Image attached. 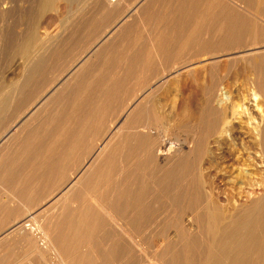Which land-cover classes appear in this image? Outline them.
Here are the masks:
<instances>
[{"label": "rangeland", "instance_id": "1", "mask_svg": "<svg viewBox=\"0 0 264 264\" xmlns=\"http://www.w3.org/2000/svg\"><path fill=\"white\" fill-rule=\"evenodd\" d=\"M125 1L135 9V14L133 11L130 16L122 14L118 8L117 11L105 12L107 0H77L70 5L59 0L54 9L43 11L40 9L41 0H0V95L1 91L5 94L4 90H11L8 101L0 97V151L11 149L9 151L17 154L14 159H4L3 167L0 165V169L8 170L4 175L0 174L1 233L23 219V209L12 210L7 199L8 185L13 183L11 178L24 179L31 185L32 204L38 200L35 195L44 194V199L50 193H58L56 187L62 188L64 181L60 178L64 174L66 179L69 175H65L64 167L66 169L67 162L72 159L70 146L77 143L81 148L76 157V162L80 163L88 146L95 144L91 141L94 133L97 132L101 138L115 120L123 123L126 117L122 114L123 107L141 89L140 95L144 97L148 83L155 85L151 90L156 92L149 105L143 104L139 111L149 112L150 118H154L152 114L165 116L161 136L143 143L156 148L163 141L185 142L193 147L198 142L212 140L209 131L219 108L221 82L227 79L226 76L239 73L253 77L260 71L264 80V15L260 0H251V3L250 0H236V3L232 0ZM114 25L117 30L111 34L109 31ZM99 40L105 42L95 52L93 50L97 49ZM27 42L31 43L32 50L25 60L19 49ZM247 47L257 49L254 55L243 57L246 55L244 50L250 49ZM210 57H214L213 64L206 61ZM202 63L209 65L207 73L198 69ZM82 67H85L83 74ZM75 68L80 72H75ZM65 69L74 72L63 79L69 71ZM163 70L172 72L167 78H170V84L162 83L164 79L159 84L155 82L160 80L158 76ZM75 77L86 79L85 88L91 90L90 94L81 96L85 98L83 102L79 97L83 92L78 99L71 96L73 93L67 97L57 96L60 86L72 81L76 84ZM56 83L59 87L50 100L54 102L56 99L54 106L57 107L49 112L44 107L49 99L45 92ZM34 103L38 105L33 111ZM81 103L88 110L85 112L87 117L78 124L79 112L73 107ZM34 114L39 121L37 126L31 128L29 124L32 121L29 120L22 121L21 126L15 128L14 125L25 115L30 117ZM88 117L89 124L82 130L83 121ZM58 129H65L59 134L69 137V142L56 144L53 141ZM22 133L26 135L20 139L21 145H13L11 141ZM138 134L140 136L133 143H125L132 144L127 149L128 155L132 152L135 155L122 161L124 167L121 165L124 171L129 168L132 180L126 184L128 173L125 175V172L114 179L122 190L126 185L131 187L128 214L139 209L140 203H135L134 199L140 194L147 204L145 211L149 209L147 215L150 219L146 224L139 220L128 224L113 219L105 224H74L70 233L77 238L71 242L74 250L69 264H80V260L81 264H214L215 245L207 227L225 221L219 223L209 219L207 215L211 208H208L206 199L213 197L218 200L227 222L235 214L242 213L247 204L262 196L264 188L252 187V183L240 176L228 184L222 183L215 176L217 164L207 159L196 160V154L184 160L182 154L172 153L163 162H157L154 151L152 155H145L141 141L147 137ZM77 136H81L79 141L74 138ZM192 139H196L195 142ZM59 163L63 166L62 175L56 173ZM249 173L252 178L259 175L254 167H250ZM211 187L219 189L220 194L211 196ZM121 209L125 210L123 202L116 206L114 212L120 215ZM192 215L196 220H192ZM180 217L181 224L178 221ZM84 252L91 254L93 261L87 259L88 256L83 263L79 254ZM256 260L253 259L252 264H257ZM43 263L42 255L29 249L22 241H0V264Z\"/></svg>", "mask_w": 264, "mask_h": 264}, {"label": "bare ground", "instance_id": "2", "mask_svg": "<svg viewBox=\"0 0 264 264\" xmlns=\"http://www.w3.org/2000/svg\"><path fill=\"white\" fill-rule=\"evenodd\" d=\"M58 1L59 0H41L40 9L42 11L47 9L52 10L55 8V5ZM64 1H66V3L70 5L77 0H64ZM107 1H108L107 4L108 7L105 6L104 8L105 12L106 11L109 12L115 9H116L115 11H117L118 8V11H121L122 14L128 13L130 16L131 15L130 13H133L134 12L133 10H135L131 7L129 3L125 4L126 2L125 0H119L117 2H113L111 0H107ZM232 1H235L236 3V0H232ZM258 2L259 1H257V3ZM260 2H262L263 4V9L261 11L263 12L264 15V0L262 1L260 0ZM249 11L251 12V10ZM253 13L257 14L259 13V11L257 13L255 12ZM133 14H135V12ZM259 14L261 15L262 13ZM116 25H114V28L112 30L110 29L109 32H111V34H113L117 30V27H115ZM119 27L120 26L118 25V29ZM105 40L104 41L99 40V42H96L99 44L93 45V47L97 45L96 47L97 49L96 50L94 49L93 51L95 52L99 51ZM251 48L248 50L245 49L243 53L246 55L244 56L242 55V56L246 57V56L254 55L255 50L257 48H254L252 50ZM30 50H32L30 42L21 45L19 51L20 54L22 55L21 56L22 59L27 60L28 57H30V52H31ZM239 51L241 52V50ZM206 61H210L209 63L213 64L214 57H210ZM78 65L81 66V64ZM200 65L202 66L198 69L203 71L204 73H207L208 70L207 67L209 65L208 66L203 65V63ZM77 68H75V72L79 73L80 71L76 70ZM84 68L82 67L81 74L84 73L83 71ZM194 68L196 69L197 67ZM65 70L68 71L69 69H65ZM72 71L69 70L68 72H66V74L63 76V79L70 77L71 74L74 72ZM78 73L76 75H78ZM171 74L172 72L163 70V72L158 76L160 80L158 81L157 79L155 82L159 84L161 83L160 81L164 79L165 81H163L162 83L170 84V78L169 80L167 78ZM250 74H252L251 71ZM255 74L256 75H254L253 77H250V76L240 75L239 73H234L232 75L226 76L227 79L225 81L222 80L223 81V83L221 82L222 88L220 87L221 84L219 86V88H221L220 89L221 91L220 92L218 91L220 94L217 93L216 95L217 97L219 94L218 96V101L220 102L218 104L219 108L217 110L216 117L212 121V128L209 131L211 133L209 135L211 136L212 140L209 142L207 141L206 142L201 141L202 143L198 142V144H196V146L194 145L193 147L191 145L185 144L184 141H183L184 143H179V144L178 143L176 144L173 141H169V142L163 141L159 143V145H157L156 148L150 146L149 145L150 143L147 145L148 147L146 146V144H143L145 140L148 141L149 139L150 141V138L161 136L162 131H164L162 130V128L164 124L163 120L165 119V116L163 114H155V115L152 114L154 118H150L149 112L148 114H145L142 111H139V108L143 106V104L146 103V105H149V103L153 98L154 92H156V90L155 91L151 90L154 89L155 85L152 83L150 84L148 83L146 87L147 90L144 92L146 93L144 97L140 95V91L143 90L141 89L139 93L131 99V102L127 103L123 107L122 114H126L123 123L120 121L117 122V120H115L111 125V127L104 132L101 138L100 137L98 138L97 132L94 133V135L91 137V141L95 142V144L92 146H88L89 145L88 143L87 145L88 149L85 151L86 155L84 159L81 160L80 163L76 162V157L78 156L81 148H79L77 143L72 144L70 146L71 148H69L70 149L69 152H70V158L72 159L71 161L67 162L68 163L67 168L65 169L64 167L65 175L69 173L68 177L65 179L64 174L62 175L63 166L60 165L61 163H59L60 166L58 165V167L56 168V173L61 174L62 177L60 179L64 180L61 185L63 186L62 188L60 186H59L60 188L56 187L57 190L59 189L58 193H53V194L50 193L46 197L44 196L45 197L44 199H43L44 194H41V196H39V194L35 195L36 199L38 200L37 202H35V204H32L33 191L30 190L31 185L29 186L27 181H25L24 179L15 178L14 180V177L11 178V181L13 183L11 186L8 185L7 199L8 202L11 203L12 205V210L23 209L22 212L23 219L17 220L15 224H13L12 226L10 225V227L5 229L2 233L0 232V241H4V240L22 241L24 245H26L29 249H32L35 252H37L39 255H42V258L44 260L43 264H60V263L69 264V261L72 259L71 258V256L73 255L72 252L74 250L71 242L73 239L77 238L70 233V229H71L70 227L74 226V224L77 225L98 224V222L99 224H103V222L105 224L107 220L109 221L112 219L118 222L125 221L128 224H131V222L132 224H134L135 222L138 223L139 220V222H143L144 224H146V221L148 222V220L150 219L149 215H147L149 209L145 211L147 204L145 203V201H143L142 196L139 194V197H137V199H134L135 203L137 204L140 203V207L138 210H135V212L134 211L131 212V214L129 215L128 214L129 206H130L129 203L131 201V194H132L131 187L129 188L126 185V187L122 190L121 188H119V184H117L114 179V177L119 178V174L121 175L125 172V175L126 173H128V176H126L127 178L125 179L126 184L129 183L128 181L132 180L131 179L132 175L129 176V174L131 173L129 171V168L127 167L126 171L123 170L124 164L122 165V161L127 157L129 158L135 155L133 152L130 153V155H128L129 150L127 153V149L131 148L132 144L129 145L128 143L127 145L125 143L127 141L133 143L134 140H137V137L140 136L138 133H140L141 136L143 137L144 136L147 137V138L144 137L146 139L142 140L141 141L142 143L140 142L141 144H143V148H144L143 151L145 155L147 154L152 155V151H154V155L156 157L157 162H163L172 153H178V154L180 153V155L182 154L184 156V158L182 159L184 160L196 154V156H194L195 158L197 157L196 160L202 161L207 159L210 163L217 164L218 170L215 173V176L218 177L217 179H220L222 183L228 184L230 182L235 181V179L238 176H240L246 178L247 182L252 183V187L264 188V80L262 81V76L260 71L258 73L255 72ZM80 78L81 77L74 78V81L77 80L76 84H73L72 81L70 83H66V85L63 87L60 86L59 90L61 91L60 93L58 92L57 96L60 95L61 97H67L69 94L73 93V95L71 96L77 99L80 97L81 102H83L85 99L82 98L83 94L88 95L91 93V90L90 88L89 89L85 88V83L87 80L85 79L83 81V79ZM79 80L80 81L82 80V82H80ZM57 86H58L57 83L55 85L51 84L45 92L46 95L44 94L47 98H49L47 100L48 101L47 105L44 106L46 107V109H48L49 112L50 111L52 112L54 110V107L56 106V105L54 106V104H57L56 99H54V102L53 100H50L53 93L56 91ZM9 89L10 88H8V90H4V93L6 91L5 94H3L1 91L0 97L1 99H3V101H8L9 98L11 97V92H10L11 90ZM81 92H83L82 95H80ZM49 103L50 105L48 106ZM37 105H38L37 103L36 104L34 103V107H32V110L34 108H37ZM73 109L79 112L78 115L80 121L78 122V124H81V120H83L84 117H87V115L85 114L86 110H88L87 106L84 103H81V105L79 104L75 105ZM43 113L46 112L43 111ZM91 113L92 112H90V115L94 117V115ZM26 116L27 115H25V117L20 122H17V124L14 125L15 128H19V126H21L22 124V121L27 122L29 120L32 121V123L29 124V126L31 125V128L32 126H37L39 121L36 120L35 114L31 115L30 117L29 116L26 117ZM89 118L90 117H88L86 120L84 119L82 124L83 125L82 130L86 129L85 127L87 126V124H89L90 121L88 120ZM53 122L54 121H52V124ZM22 130H24V128ZM62 131H65V129L64 130L58 129L57 131H55L56 138L53 139V141L55 140L56 144L62 141L69 142L68 141L69 137L63 136L64 134L63 135L59 134ZM66 131L68 132L70 131V129L69 130L66 129ZM11 134L13 135V133ZM199 134L197 136H200ZM24 135L26 134L22 133V134H18V136H15L13 141H11L12 144L13 145H16L17 143L19 144L20 139L22 137L24 138ZM78 136L74 137L77 138L76 141H79V139H81V136L80 138H78ZM70 138L73 139V137L71 136ZM100 140L102 142H100ZM193 140L194 139H192V141ZM151 144H153V142ZM17 147L18 146H16V150H18ZM56 147L59 148V145H56ZM80 147H82V145ZM140 148H142V145ZM9 150L1 149L0 165H2L1 163L4 159L5 160L6 158L7 160L8 158L14 159V157L17 156V154H13L12 153L13 151L11 152ZM57 153L58 152H56V154ZM42 155L43 157L46 156L45 153ZM56 162L59 161L56 160ZM3 165L1 167H3ZM250 167H254L258 171L257 174L259 175L257 177L255 178L251 177V174L249 173ZM7 171H8L7 169H0V174L4 175V173H6ZM134 174L135 173H133V175ZM73 175L74 177H72ZM133 178L135 179V176ZM131 186L133 187V185ZM209 191L211 196H213L214 194L215 195L220 194L219 189L215 190V188L213 187L209 188ZM140 193L145 194V192L143 193V190H140ZM206 201L208 208H211V211L207 215L209 219L214 222L220 223L225 221L226 223V224L223 223V224H214V225L209 224V226L207 227L209 233L213 238V242L215 245V252L213 254L214 264H252L253 259H257L256 260L257 264H264V194L260 196L258 199L252 201L249 205L247 204L246 208L244 207L245 209L242 213L239 212L238 214H235L227 222L222 205L218 202V200L211 197V198H207ZM223 201H225V199ZM122 202L125 205V210L121 209V212L119 211L120 215H118L116 214V212H114V210L116 206L120 205ZM193 219L196 220V217L192 215V220ZM209 219L207 220L209 221ZM99 220H101V222ZM178 221L179 224H181L182 217H180ZM188 221H190V219ZM79 235H81V233ZM87 238L89 237H86V239ZM89 248H91V246ZM89 251H91V249ZM91 254L89 255L88 253L86 254V252H84L82 254H79L80 256L77 255V257L78 256L81 257L84 263V260H86L88 256L89 258L87 259L93 261V256ZM79 260L80 258H78L77 261ZM81 262L82 261L80 260V264Z\"/></svg>", "mask_w": 264, "mask_h": 264}, {"label": "built area", "instance_id": "3", "mask_svg": "<svg viewBox=\"0 0 264 264\" xmlns=\"http://www.w3.org/2000/svg\"><path fill=\"white\" fill-rule=\"evenodd\" d=\"M111 1H113V2H117V1H119V0H111Z\"/></svg>", "mask_w": 264, "mask_h": 264}]
</instances>
